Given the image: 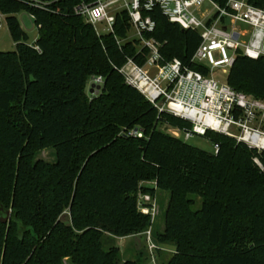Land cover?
Returning a JSON list of instances; mask_svg holds the SVG:
<instances>
[{"label":"trees","instance_id":"16d2710c","mask_svg":"<svg viewBox=\"0 0 264 264\" xmlns=\"http://www.w3.org/2000/svg\"><path fill=\"white\" fill-rule=\"evenodd\" d=\"M48 2L44 9L0 0L15 43L0 52V209L11 210L7 224L0 211V264H143L122 262L120 249L104 244L150 228L138 211L140 191L170 195L165 234H154L177 250L168 264H264V151L212 133L206 139L220 150L209 153L163 131L191 125L158 113L126 84L119 69L130 58L144 65L136 43L97 36L75 15L78 0ZM247 2L264 10V0ZM22 12L38 29L34 44L17 19ZM147 14L157 27L146 37L163 44L165 60L207 75L192 62L201 36L157 8ZM116 22V36L127 39L128 15ZM99 76L104 84L88 89ZM225 82L264 100V56L239 55ZM133 129L144 137H129ZM48 149L57 155L51 165L36 160ZM150 181L156 188L142 185ZM191 197L201 199L198 209Z\"/></svg>","mask_w":264,"mask_h":264},{"label":"built area","instance_id":"2783aa9c","mask_svg":"<svg viewBox=\"0 0 264 264\" xmlns=\"http://www.w3.org/2000/svg\"><path fill=\"white\" fill-rule=\"evenodd\" d=\"M20 1L32 8L45 9L50 4L48 0ZM74 8L75 15L91 24L97 36L112 35L120 47L125 42L136 43L138 56L144 54V65L130 58L119 70L126 84L136 88L158 113H168L191 125L188 130H178L185 142L218 133L259 153L264 151V100L238 92L213 77L217 70L227 75L241 54L253 60L264 56V10L247 0H226L224 6L213 0H78ZM154 8L171 23L201 36L192 62L205 66L207 75L179 59L166 61L161 52L163 44L146 37L157 27L147 14ZM122 13L128 15L131 25L127 39L115 33L116 18ZM5 19L0 13V22ZM240 23L249 27V34L236 28ZM103 84L104 78L99 76L91 79L89 86ZM128 136L143 138L144 133L133 129ZM213 146L217 153L220 146ZM256 163L262 166L258 160ZM152 186L156 188V183ZM137 196L138 211L151 218L150 228L138 235L144 238L151 263L156 264V254L161 251L153 233L159 212L156 195L140 191Z\"/></svg>","mask_w":264,"mask_h":264},{"label":"rangeland","instance_id":"374dc122","mask_svg":"<svg viewBox=\"0 0 264 264\" xmlns=\"http://www.w3.org/2000/svg\"><path fill=\"white\" fill-rule=\"evenodd\" d=\"M17 19L19 20L20 25H22L23 29L29 35V41H30L29 43L34 44L35 39L38 36V29L34 25L33 19L31 18V15L27 14L26 12H22V13L18 14ZM231 28L232 27H230V29ZM236 28L239 31H246V32H248V34L250 33L249 27H247L241 23L239 25H237ZM14 50H15V43H14V41H12V38H11V35L9 32V28L6 25V21L2 20L1 28H0V52H3V51L7 52V51H14ZM213 77L217 81L225 83L226 74H224L223 70L215 71V73L213 74ZM91 79H93V78H91ZM91 79H89V81L87 83L88 89L90 88L89 83H90ZM250 96H252V95H250ZM162 130L165 132H168L171 136H173L179 140L180 139L183 140L182 133L176 129H173V128L167 129L164 127V128H162ZM186 143H188L192 147H196V148L198 147V148H200L206 152H209V153L214 152L213 142H210L206 138L196 137V138H193L189 141H186ZM56 159H57L56 151H54L53 149L45 150L44 152L39 153L38 156L36 157L37 161L42 160L43 162L50 164V165L54 164L56 162ZM142 185L150 187L151 185H153V181L142 182ZM156 199H157V203H158V211L159 212H158L156 220L153 224V227H154L153 233L155 235H159V234L164 235L165 231H166L165 219H166L168 205L170 202V195L168 192H166V193L158 192V196L156 195ZM191 199L195 201V205H194L193 209H198L200 204H201V199L197 198V197H191ZM64 221L67 223V222H69V219L65 218ZM132 237H134V236H132ZM126 238H129V237H126ZM124 242H126V240L124 241L123 238H121L120 240L115 239V238H105L104 239V244H107V245L114 244L115 246H117L120 249L122 262L127 260V259H137V257L138 258L142 257L143 261L146 262V260H145L146 252H142L141 253L142 255H137V257H135L133 254L130 255V252L127 251V247H129V245H125ZM133 242L134 243H136V242L140 243L141 239L136 238L135 240H133ZM157 244L161 247V251H158L156 254V259H157L156 264H168L170 257L176 254V252H177L176 248L173 245L168 244L169 246L174 247L173 252L171 253L169 251L167 252V250H166L168 245H162L159 243H157ZM146 249H147V246H146ZM147 253H148V250H147ZM160 253L163 254L161 261H159V259H158V254H160ZM148 257H149V254H148ZM64 262H65V264H72L70 261H67V260H64ZM150 264H152V263H150Z\"/></svg>","mask_w":264,"mask_h":264},{"label":"crops","instance_id":"0c3cea01","mask_svg":"<svg viewBox=\"0 0 264 264\" xmlns=\"http://www.w3.org/2000/svg\"><path fill=\"white\" fill-rule=\"evenodd\" d=\"M158 192L160 191H156L155 195L158 196ZM136 238H140L141 242L140 243H134L133 240H135ZM121 239V238H120ZM118 239V240H120ZM124 241L126 240V242H124L125 245H129V247H127V251L130 252V255H134L135 257H137V255H140L142 252H146V262H144L143 264H150L151 260L148 257V253H147V249H146V243L144 242V238L142 236L136 235V237H129V238H123ZM127 243V244H126ZM121 248V247H120ZM174 247L173 246H169L166 248L167 252H173ZM162 256L163 254L160 253L158 254V259L159 261L162 260ZM131 257V256H130Z\"/></svg>","mask_w":264,"mask_h":264},{"label":"water","instance_id":"95a60500","mask_svg":"<svg viewBox=\"0 0 264 264\" xmlns=\"http://www.w3.org/2000/svg\"><path fill=\"white\" fill-rule=\"evenodd\" d=\"M0 211L3 213L1 217V222L3 224H7L11 218V210H8V212H4L3 209H0Z\"/></svg>","mask_w":264,"mask_h":264}]
</instances>
